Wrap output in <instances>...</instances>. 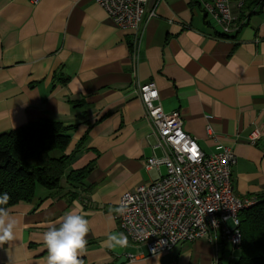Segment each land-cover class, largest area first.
I'll use <instances>...</instances> for the list:
<instances>
[{
    "label": "crops",
    "instance_id": "crops-1",
    "mask_svg": "<svg viewBox=\"0 0 264 264\" xmlns=\"http://www.w3.org/2000/svg\"><path fill=\"white\" fill-rule=\"evenodd\" d=\"M225 1L237 19L243 0ZM242 24L222 36L195 0H148L134 58V30L117 27L93 0H0V133L42 118L70 128L59 188L37 186L31 202L8 208L17 227L0 246V264H46L42 235L69 212L89 221L81 264H233L238 257L232 262L220 238L156 255L102 242L121 233L120 196L165 173L146 168L163 156L138 94L148 82L204 154L217 143L233 150L236 196L264 191V2ZM87 167L81 183L67 182L70 171Z\"/></svg>",
    "mask_w": 264,
    "mask_h": 264
},
{
    "label": "built area",
    "instance_id": "built-area-1",
    "mask_svg": "<svg viewBox=\"0 0 264 264\" xmlns=\"http://www.w3.org/2000/svg\"><path fill=\"white\" fill-rule=\"evenodd\" d=\"M93 1L117 27L134 30L132 53L136 58L138 30L148 0ZM195 1L221 35L228 36L239 29L225 0ZM37 2L31 0L32 4ZM138 94L144 115L158 136L157 145L163 150L161 158L147 160L146 168L163 166L165 173L154 182L138 185L120 196L118 207H125L126 212L117 214V219L127 244L144 245L150 255H156L181 243L208 239L216 244L220 238L232 251L239 250L242 242L239 215L254 206L257 199L234 194L231 168L236 156L233 150L217 143L214 153L204 154L197 141L184 130L180 112L162 110L153 82L140 85ZM206 131L212 136L209 126ZM259 136L253 132L251 143ZM129 259L133 260L134 256L129 255Z\"/></svg>",
    "mask_w": 264,
    "mask_h": 264
},
{
    "label": "trees",
    "instance_id": "trees-1",
    "mask_svg": "<svg viewBox=\"0 0 264 264\" xmlns=\"http://www.w3.org/2000/svg\"><path fill=\"white\" fill-rule=\"evenodd\" d=\"M263 2L243 0L237 17L240 27L252 8ZM69 131L60 122L42 118L0 133V195L10 197L3 207L31 202L37 186L59 188L70 161L63 154L70 141ZM88 172L89 167L70 171L66 180L81 183ZM255 197L257 203L239 215L242 242L233 264H264V191Z\"/></svg>",
    "mask_w": 264,
    "mask_h": 264
},
{
    "label": "clouds",
    "instance_id": "clouds-1",
    "mask_svg": "<svg viewBox=\"0 0 264 264\" xmlns=\"http://www.w3.org/2000/svg\"><path fill=\"white\" fill-rule=\"evenodd\" d=\"M10 197L5 193L0 195V246L15 238L17 221L11 216L6 205ZM119 215H124L126 208L121 206L115 209ZM89 221L84 215L69 212L64 215L59 226L52 225L42 235V242L47 249L46 264H81L80 255L88 244ZM127 238L122 234H110L102 242L103 247H124Z\"/></svg>",
    "mask_w": 264,
    "mask_h": 264
},
{
    "label": "rangeland",
    "instance_id": "rangeland-1",
    "mask_svg": "<svg viewBox=\"0 0 264 264\" xmlns=\"http://www.w3.org/2000/svg\"><path fill=\"white\" fill-rule=\"evenodd\" d=\"M238 253H239L238 250H235V251L233 252L232 262L238 257Z\"/></svg>",
    "mask_w": 264,
    "mask_h": 264
},
{
    "label": "water",
    "instance_id": "water-1",
    "mask_svg": "<svg viewBox=\"0 0 264 264\" xmlns=\"http://www.w3.org/2000/svg\"><path fill=\"white\" fill-rule=\"evenodd\" d=\"M123 260H125V258H121L116 264H120Z\"/></svg>",
    "mask_w": 264,
    "mask_h": 264
}]
</instances>
